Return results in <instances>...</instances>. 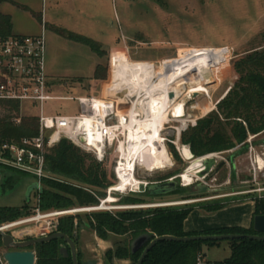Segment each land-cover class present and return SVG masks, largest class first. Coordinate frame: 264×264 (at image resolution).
Segmentation results:
<instances>
[{
    "label": "rangeland",
    "instance_id": "obj_1",
    "mask_svg": "<svg viewBox=\"0 0 264 264\" xmlns=\"http://www.w3.org/2000/svg\"><path fill=\"white\" fill-rule=\"evenodd\" d=\"M17 1L28 7L14 4L11 1L0 2V8L10 12L15 27L26 32L13 34H28L39 30L40 11L44 1V17L47 22L45 72L52 85L51 95L58 97L42 105L44 116L79 114L80 106L76 98L101 95L103 87L111 79L110 71L116 69L117 65L113 66L122 52H126L129 60L133 62L153 63L154 70L145 64L141 66L131 64V62L122 64L124 72H129L130 79L132 72H135L139 81L134 82L151 80L153 85L159 83V78L162 76L160 74L189 62L197 56L205 55L214 78L213 82L207 84L206 87L209 95L200 93L193 97V93L186 92L188 90L186 88L178 98L184 102L185 106L182 119L186 120L188 127H192L194 126L191 125L193 119L204 117L216 109V101L234 82L233 61L246 52L264 47V0ZM67 33L89 38L100 47L103 54L100 55L93 51L88 44L82 41L68 37ZM98 64L106 69L103 79H94V71ZM100 74H103V71ZM198 78L196 74L193 75L194 81L199 80ZM143 94L146 98L145 90L132 95L141 96ZM207 103L213 105V108L202 115L199 105ZM197 104H199L198 109L195 107ZM38 111V106L29 103L20 104V116L35 115ZM140 111H138L137 118L142 122L146 118L147 120L151 118V116L146 117L144 112ZM0 112L3 113L1 109ZM168 115L161 123L159 134L161 139L168 144L167 152L172 150L171 145H173L178 155L176 157L168 152L172 164L160 169L147 170L136 163L134 176L148 185L163 182L172 177H175L178 183H182L179 175L194 160L193 158L186 160L180 150L181 146L186 145L180 141L183 130L178 133V129L183 124L173 118L170 113ZM169 141H174V144ZM237 151H240V154L233 157L231 162L229 157ZM210 154L215 157L216 165L221 162L223 164L218 168L215 165L203 179H194L188 185H178V187L187 188L188 191L151 197L143 194L141 197L144 202L142 203L120 202L121 198L135 195L138 192L111 193L113 200L105 204L111 207H105L104 210L39 218L36 217L37 213L34 211L36 191H32L27 200V190L36 182L35 178L31 174L12 170L15 168L11 165L0 164V206L21 207L27 204L26 214L0 225L34 217L31 221L3 231L11 234L15 240H25L55 232L61 217L72 216L75 218L73 236L75 235L76 249L80 254L79 263L87 259H97L98 264H132L129 258L112 261L106 258V251L113 248L116 243L122 242L127 236L110 234L108 239H101L88 225L91 213L100 211L117 213L125 209L153 207H200L201 205L208 206L214 201L229 203L248 195L252 196V199L256 196H264V132L249 135L245 145H237L232 149ZM117 160L118 154L112 146L103 162L112 181L109 187L116 182L114 168ZM10 176L15 182L12 186L5 184ZM108 188H106L105 197L98 199L108 196ZM243 191L250 192L241 194ZM175 202L182 203L168 204ZM81 207L87 206L68 209ZM63 210L67 209L49 212ZM49 212L41 211L40 214ZM228 214L230 212H226L221 217L228 218ZM1 248L5 250L3 246ZM30 249L35 252L34 248ZM229 255L228 240H219L214 245L204 248V257L199 264H212Z\"/></svg>",
    "mask_w": 264,
    "mask_h": 264
},
{
    "label": "trees",
    "instance_id": "obj_2",
    "mask_svg": "<svg viewBox=\"0 0 264 264\" xmlns=\"http://www.w3.org/2000/svg\"><path fill=\"white\" fill-rule=\"evenodd\" d=\"M11 18L0 13V33L11 34ZM78 41L88 44L100 55V47L87 37L67 33ZM232 69L235 80L216 101V109L196 120L194 126L188 127L180 135L182 144L189 145L194 157L232 149L237 145H245L249 135L264 132V47L253 49L233 61ZM105 67L98 64L94 71V79L105 78ZM103 71V74L100 72ZM0 147L4 143L19 144L23 138L34 137L39 133L36 115L20 116V103L15 100H0ZM19 118L16 123L15 119ZM183 145L184 147H187ZM169 152L177 157L173 145ZM104 162V161H103ZM88 152L62 138L45 153V171L49 177L43 178L39 191V208L42 212L68 209L76 206H93L105 197L106 188L111 178L104 167ZM19 171L16 169H12ZM21 172V171H19ZM15 182L10 176L5 184L11 186ZM188 191L178 187L169 194ZM143 194L135 193L120 199L121 203H142ZM151 197V196H150ZM253 214H264V196L254 197ZM228 203L211 202L200 207L207 213L215 212ZM27 204L21 207L0 206V224L26 214ZM193 206L153 207L146 209H125L117 213L100 211L91 213L88 225L101 239H108L110 234L127 236L122 242L106 251L109 261L129 258L132 264L138 260L143 248L131 252V241L146 233L153 239L161 235L177 237L199 234H256L253 221L247 228L241 226H221L201 231H185L184 221ZM79 224L81 223L78 222ZM75 218L61 217L56 231L63 232L73 238ZM230 255L212 264H264V241L246 237L228 240ZM217 241H173L156 242L148 251L142 264H199L204 257V248ZM67 246L63 239H54L29 247L35 250V264H73L71 257H63L59 250ZM2 247L0 235V248ZM78 253V252H77ZM78 253V262H79Z\"/></svg>",
    "mask_w": 264,
    "mask_h": 264
},
{
    "label": "built area",
    "instance_id": "obj_3",
    "mask_svg": "<svg viewBox=\"0 0 264 264\" xmlns=\"http://www.w3.org/2000/svg\"><path fill=\"white\" fill-rule=\"evenodd\" d=\"M122 54L129 58L126 52H122ZM45 57L46 37L44 26L41 32L35 35L13 33L4 35L0 33V100H15L20 104L29 103L39 107L38 113L35 114L39 123L38 135L23 138L19 144H2L0 147V164L11 165L16 170L31 174L38 185L41 186L42 179L49 177L45 171V153L48 148L56 145L62 138L69 140L85 152L91 153L99 162L104 161L113 146L118 154V160L114 168L116 182L107 189L108 196L99 199L97 205L63 211L74 209H81L78 212L104 210V201L111 193L138 192V189L135 191L130 189L120 191L117 188L120 182L119 172L124 171L125 168L128 169L129 162L137 163L135 158L129 155V136L141 121L137 117L141 106L140 101L145 95H131L129 89L113 85L111 78L103 87L101 95L76 98L80 106L79 114L44 116L42 105L46 101L58 98L50 93L52 85L45 72ZM118 62H121L120 54L113 67ZM135 62L153 64L149 61ZM110 72H112V69ZM123 90H128V92L122 97L109 95L111 91L120 93ZM15 122L18 123L19 118L15 119ZM195 123L196 120L193 119L191 125H195ZM188 126V124H185L180 131L186 130ZM180 131L178 130V133ZM80 137H83L84 140L81 141ZM169 142L174 144V141ZM163 143L167 147L168 144L165 143V140H163ZM206 156H212V154ZM135 168L136 164L131 171L134 174ZM34 191H36V204L34 206V211L37 213L36 217L61 215L57 213L62 211L40 214L39 190ZM246 192L250 191H243L241 194ZM21 221L1 225L2 229L0 228V231L12 229L22 224ZM4 251L3 248H0V264H7L3 256Z\"/></svg>",
    "mask_w": 264,
    "mask_h": 264
},
{
    "label": "bare ground",
    "instance_id": "obj_4",
    "mask_svg": "<svg viewBox=\"0 0 264 264\" xmlns=\"http://www.w3.org/2000/svg\"><path fill=\"white\" fill-rule=\"evenodd\" d=\"M120 60L121 62H118L116 69L114 70V76L112 77L113 85H118L120 87L129 89V93L131 95L133 93L138 94L141 92V90H145L146 98L140 102L141 106L139 107V110H141L142 113L144 112L146 117L151 116L149 120L146 118L145 121L139 122V126L131 131L129 136V155H132V158L136 157L137 164L146 168L147 170L166 167L172 164V162L171 157L167 152V147L165 148V144L163 143V140L159 134L161 123L164 122V118L170 113L173 118L183 124L182 127L180 126L179 129L177 128L179 131L185 126L186 120L182 119L184 116L185 106L184 102L178 98L184 93L186 88H188L186 91L188 93H202L206 96L209 95L206 90L207 83L210 79L214 80L209 61L205 55L197 56L189 62L182 63L178 67H174L173 69L160 74V76H162L159 78V83L153 85L151 80L149 82H134L139 81L134 73H132V78L130 79L128 77L129 72H124V67H122V64L131 61L122 53H120ZM131 64L136 66L145 64L148 68L154 70L153 64L150 63L131 62ZM195 74L199 77V80L197 81H194L196 78L193 80V75ZM171 91L174 92L175 95L173 99L168 97V93ZM198 105L199 104H197L195 107L197 108ZM199 107L203 115L209 112L213 108V105H209L207 103L206 105L200 104ZM180 150L186 160H191L192 158L194 159L190 162V166L180 174L182 184L188 185L194 179H201L200 177L198 178V172L203 169L204 164L202 163V158L198 159L191 157V151L189 148L181 146ZM135 164L136 163L129 162L130 166L128 169L125 168L124 171L119 172L120 182L118 184V190L125 191L130 189L135 191L138 189L141 181L134 176V172H131ZM259 168L261 169L262 167L260 166ZM111 200H113V198L110 195L104 201L103 206L107 208L111 207L105 206L106 202ZM177 203L182 202L168 204ZM78 211H81V209L62 211L57 214H67ZM31 220L32 219H25L20 223H25Z\"/></svg>",
    "mask_w": 264,
    "mask_h": 264
},
{
    "label": "water",
    "instance_id": "obj_5",
    "mask_svg": "<svg viewBox=\"0 0 264 264\" xmlns=\"http://www.w3.org/2000/svg\"><path fill=\"white\" fill-rule=\"evenodd\" d=\"M213 80H209L207 84H211ZM128 90H123L120 93H116L114 91H111L109 95H116V96H124ZM199 93H193V97L198 96ZM174 92H169L168 97L173 99L174 98ZM80 140L83 141V137H80ZM189 148V145H188ZM190 150V149H189ZM242 150V149H241ZM240 150V151H241ZM240 151H237L233 153L229 160L232 162L233 157H236L240 154ZM191 157H194V155L191 153ZM195 158V157H194ZM198 159L202 158V163L204 164V167L201 171L198 172V176L200 178H205L209 172L212 170V168L216 165V159L214 156H205V157H197ZM223 163H219L216 165V167L222 165ZM181 185L182 183H178V181L175 180V177L169 178L166 181L158 182V183H152V184H146L144 182H141L138 186V192L143 193L147 192L150 196H161V195H167L170 192L174 191L178 188V185ZM41 191V186L38 185L37 182L33 183L29 186L27 190V200L29 199V195L34 190ZM126 207H132V206H126ZM1 228V225H0ZM253 229L256 232V234H199V235H190V236H183V237H177L173 235H161L156 236L153 239H151V236L143 233L137 237H135L131 243H130V249L132 253H135L136 251L143 248L138 260L135 264H142L144 258L146 257L148 251L151 249V247L158 241L161 240H173V241H207V240H232V239H239V238H249L252 240H263L264 241V214L255 215L253 218ZM1 241L2 246L4 247V258L7 262V264H34L35 263V252L32 249H29V247L34 246L39 243L49 242L54 239H63L67 246H61L59 252L63 257H71L73 264H98L97 259H87L85 261H82L81 263L78 262V253L76 249V242L73 238L68 236L67 234L55 231L48 235H42L40 237L35 238H29L25 240H15L14 237L7 233V232H1ZM75 236V235H74Z\"/></svg>",
    "mask_w": 264,
    "mask_h": 264
},
{
    "label": "crops",
    "instance_id": "obj_6",
    "mask_svg": "<svg viewBox=\"0 0 264 264\" xmlns=\"http://www.w3.org/2000/svg\"><path fill=\"white\" fill-rule=\"evenodd\" d=\"M3 1H11L14 4L21 5L23 7H28L26 4L20 1H17V0H0V2H3ZM32 7L34 6L32 5ZM44 10H45V6H44V1H43L41 11H40V22H39L40 28L39 30L30 32L28 34H36L38 32L40 33L43 26H44V29H46L47 22L44 17ZM0 13L10 16L11 22H12L11 33H26L25 31L15 27L13 18L9 14L10 12L0 8ZM132 73H134L135 75V72H132ZM111 74H112L111 75V78H112L114 76L113 70ZM253 211H254V201L252 199V196L250 195L241 197L237 201L236 199L233 201H230L223 208L215 212H212V213L205 212V210H203V208L201 207H194L192 211L189 213L188 217L184 221V230L185 231H199V230H205V229L214 228V227L234 226V225L247 228L251 225L253 221V218H254ZM226 212H230L231 215L228 214L229 215L228 218L221 217Z\"/></svg>",
    "mask_w": 264,
    "mask_h": 264
},
{
    "label": "flooded vegetation",
    "instance_id": "obj_7",
    "mask_svg": "<svg viewBox=\"0 0 264 264\" xmlns=\"http://www.w3.org/2000/svg\"><path fill=\"white\" fill-rule=\"evenodd\" d=\"M218 167H221V165H220V166H218ZM218 167H217V168H218Z\"/></svg>",
    "mask_w": 264,
    "mask_h": 264
}]
</instances>
